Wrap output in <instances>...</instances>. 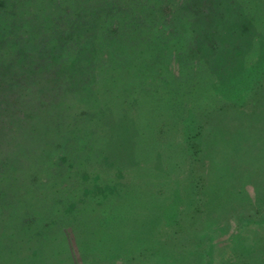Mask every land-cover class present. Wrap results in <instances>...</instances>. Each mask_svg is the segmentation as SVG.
I'll list each match as a JSON object with an SVG mask.
<instances>
[{"label":"rangeland","instance_id":"rangeland-1","mask_svg":"<svg viewBox=\"0 0 264 264\" xmlns=\"http://www.w3.org/2000/svg\"><path fill=\"white\" fill-rule=\"evenodd\" d=\"M238 1L220 26L238 24L240 33L230 39L239 53L231 63H208L200 48L202 0L190 3L199 18L194 34L155 28L156 20L136 13L131 0H97L101 19L110 7L125 18L119 38L103 36L95 47L101 52L86 27L89 3L0 0V34L9 36L0 42L1 107L25 114L32 135L48 122L44 106L35 107L49 95H57V110L85 111L73 119L76 129L69 113L62 122L65 138L87 155L82 164L69 151L60 159L67 170L78 168L71 172V200L81 192L83 167L91 179L98 168L99 184L115 188L107 192L110 203H90L93 215L87 204L75 219L69 211L66 222L67 214L56 221L40 242L50 256L33 264H264V220L255 216L264 214V0ZM161 9L166 26L172 11ZM77 67L79 80H65L67 73L59 80ZM24 147L16 151L22 163L33 151ZM15 189L7 187V194Z\"/></svg>","mask_w":264,"mask_h":264},{"label":"trees","instance_id":"trees-1","mask_svg":"<svg viewBox=\"0 0 264 264\" xmlns=\"http://www.w3.org/2000/svg\"><path fill=\"white\" fill-rule=\"evenodd\" d=\"M96 1L97 0H77L76 2L82 6H84V3H89L90 6H93V9H89V26L86 25V27L89 29L88 31H91V34L94 33L91 35V43L94 48L101 43L103 36L110 35L119 38V32L122 28L121 22L125 19L121 18L123 17L121 15V17L118 16L119 14H116V11L114 12L115 9H113V7H110L109 10L106 11L105 17L101 19V16L97 15L99 14L98 9L94 8V3ZM131 1L132 4L128 3V5L134 7L136 13L144 15L146 18H153L156 20L155 28L162 29V31L166 29L165 31L168 30L170 33L180 29L184 30L183 32L194 34V20L201 18L205 32L201 35L203 45H201L200 48L204 54L208 56L206 62L209 63V58L210 63H212L214 58H218L220 61H226V63H231L236 59V53L239 52L234 49L239 43L235 44L231 42L230 38H233L236 31L240 33L237 26L238 24L235 23L236 26H233L231 21L229 25L232 26L226 27L224 25L220 26V23L222 21L225 23L227 19L231 18L230 11L233 14L238 9V0H216L214 2L213 0H202L205 4V8L200 11L201 17L199 18L195 16L194 8L190 6V3L194 0H167V2L163 0ZM113 2L117 3V0H107V3L110 5ZM73 4H75V2H73ZM161 6L165 8V11L167 8H171L172 11L169 15L170 18L168 17L169 22L166 26L161 22L162 17H164V11H162V9L160 10ZM74 13L79 16V10L75 8V6ZM150 14H152V17H149ZM212 14H216L213 18L219 17L218 20L213 23H211L212 19L210 18ZM114 16L121 19H114ZM103 19L107 20V29L100 25ZM206 19H210V22H206ZM102 28H104L107 33L101 32V34L100 32L94 31L95 29ZM216 34L219 37L218 41L223 39L222 44L224 46H222V44L220 45L216 40ZM170 35L173 36V34ZM6 37L9 38L8 35L5 36L0 34V42H2L1 39L5 42V39H7ZM138 38L141 39L140 37ZM190 39L193 40L192 37H190ZM230 47H232V56L229 57L228 48ZM99 50L100 49H97L98 52H101ZM141 51L143 55H147L144 49H141ZM63 54L64 53H59L58 55L61 68L65 64L63 62L64 58H62ZM142 54L141 56H143ZM109 61H111L110 56ZM71 70L72 72L69 73L68 70L65 71V73L61 72L59 80H64L66 73L68 76L65 80H79L81 76L79 68L77 67V69ZM66 89L67 88L63 89L61 92L65 93ZM56 96L52 99L49 95L47 98L49 100L45 99L40 103V107H35L37 110H43L42 105L44 106L47 114L42 115V119L48 122L44 123V130L40 128V132L36 131L34 135L30 133L31 127L29 129L28 122L25 120V114H12L13 108L11 106L9 107L10 111L7 112L4 109L6 106L2 108V102L0 103V211H2L3 215H0V225L9 224L8 228L0 229V264H33L35 258L42 256L49 257L51 250L48 247L50 246H42L43 243L40 242L50 236L49 232L56 221H62L64 215L67 214L66 222L69 217V211L71 212V219H75L77 216L76 214H79L87 204L91 205L94 200L97 203L100 201L101 206L111 202V198L108 197L109 195L107 192H113L115 190L114 185L110 183H103L100 185L98 168L96 169L97 173L93 174V176L97 174V177L91 179L90 177L92 176L87 167L81 169L83 172L80 179L81 186L77 187L81 192H79L80 194H75L74 200H71L72 194L70 195V193L72 188L70 184L73 180L75 181L71 172H78V168L74 167L75 170L74 168L67 170L64 166V162L60 159L63 158L66 160L65 157H69L66 153L69 151L71 155L75 156L74 158L71 157V159L77 160L82 164L85 163L87 155L84 150V153H80L72 147L70 142L71 136L65 138V132L62 130V128H64L62 122L64 119H67L66 115L69 113L71 122L68 119L67 123L70 122L69 125L72 123L74 129H76L77 123L73 121V119H79L85 111H81L80 114L73 116L71 112L64 110L62 105L58 108L59 110H57L56 105L52 104L55 100L57 101ZM18 135L19 137H17ZM14 139H18L16 141L17 150L21 149L22 144H25L24 150L28 151V149H33V151L27 152V159H25L26 163L24 160L23 163L21 160L19 161V155L16 152L15 144H10V141L14 143ZM26 141L28 144L27 147ZM58 142L59 145L57 146ZM8 147L12 152L10 156L7 155ZM80 147L84 149L83 146ZM59 148H61V150ZM64 168L66 172L62 171ZM37 172H40L42 175L40 176L39 173V176L32 178V181H30V179H24V176H27V174H37ZM92 181H98L95 187H92ZM7 187L11 189L16 187L19 189H15L13 196L10 197L11 193L7 194ZM87 210L90 211L89 216H91V214L93 215L96 213L97 209H95V206L91 205ZM256 215H259V217L261 215L260 220H264V214L262 212L256 213L255 216ZM259 227L260 226H257V228ZM255 246L256 245L250 246L251 249L253 248V253L256 251L261 253ZM262 262H264V259Z\"/></svg>","mask_w":264,"mask_h":264}]
</instances>
